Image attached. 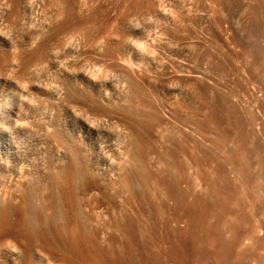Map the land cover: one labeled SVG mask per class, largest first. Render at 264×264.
<instances>
[{
  "label": "rangeland",
  "instance_id": "obj_1",
  "mask_svg": "<svg viewBox=\"0 0 264 264\" xmlns=\"http://www.w3.org/2000/svg\"><path fill=\"white\" fill-rule=\"evenodd\" d=\"M31 1L32 10L16 17L15 0H0V125L6 127L2 132L0 126V145L13 141L26 149L21 164L31 161L20 164L26 169L18 170L39 177L58 166L70 169L74 150L86 158L116 130L126 132L128 141L132 127L158 148L162 145L160 150L172 147L165 136L183 140L201 161L199 173L196 168L188 170L189 180L203 190L204 199L215 192L212 198H202L209 203L211 198L213 206L189 195L187 203L200 205L197 210L190 211L194 206L187 203L188 209L187 205L176 207L174 198L161 193L168 190L160 180L162 172L155 173L159 182L155 175L148 178L158 185L145 184V175L137 174L142 182L138 181L140 203L135 201L136 206L124 189L118 194L124 193L132 206L123 196L116 197V203L122 198L129 204H120L126 210L136 207L144 232L154 222L157 234L170 230L173 234L178 226L192 225L185 228L188 234L183 231L186 238L181 235L184 228L175 229L185 238L182 242H188L182 244L184 249L179 235L175 240L177 236L171 234V244L158 242L160 248H172L175 259L170 257L169 264L185 256L187 264H264V0ZM212 112L216 118L210 120ZM20 122L25 126L20 127ZM151 148L148 157L153 160L158 154ZM176 174L177 179L180 173ZM47 175L40 179L50 181ZM179 177V189H185L186 182ZM43 180L41 187L47 189L50 182ZM2 187L10 188L7 183ZM93 193L98 202L102 198L98 208L112 209V199L106 197L107 203L103 202L94 189L89 197L95 203ZM6 196L1 201L17 206ZM163 198L167 203L176 201L169 203L171 213L182 208L191 217L185 213L182 216L187 218H181L177 226L180 219L158 203ZM206 210L211 216L206 217ZM193 226L194 233L188 230ZM153 231L141 234L149 244L163 236ZM174 243L182 249L180 253L174 252ZM8 246L6 252L12 249ZM21 255L16 264H25Z\"/></svg>",
  "mask_w": 264,
  "mask_h": 264
},
{
  "label": "bare ground",
  "instance_id": "obj_2",
  "mask_svg": "<svg viewBox=\"0 0 264 264\" xmlns=\"http://www.w3.org/2000/svg\"><path fill=\"white\" fill-rule=\"evenodd\" d=\"M32 3L33 2L31 0H15L16 10L14 9L15 10L14 13L16 17H19L21 13H22L21 15H23L24 13L26 14V12H28L30 9L32 10L33 8ZM90 84H91L90 85L91 88L93 87L92 89H95V84L91 82ZM90 96H93V95H90ZM1 115L2 113L0 110V118L2 119ZM209 117H211L210 120L216 118V116L214 117L213 112ZM8 123H10V121ZM5 126H8V125L5 124ZM21 126H25V123L20 122V127ZM2 128L5 129L6 127L1 126V131H2ZM135 129L136 128L132 127L131 129L132 135L131 137H129L130 139H128V141L127 139H125V137H127L125 135L126 132H121L119 130L118 131L116 130V132L113 133V136L111 138H106V139L101 140L99 147H97L96 150L91 151L86 158L81 157L79 153L76 150H74V154L72 158H70L71 159L70 164H69L71 167L70 169H68L69 167L67 168V165L58 166L57 169L56 168L54 169L55 171L52 170L54 172L50 170V172L52 173L48 175L45 170L44 171L46 174H44V171L40 170L42 172L41 174H39L40 172H38L39 175L41 176L45 175L44 177H46L47 175V177H50L48 178L50 179V181L48 180L50 182V185H48L49 187H46L47 189H44L43 186L41 187V184H42L41 181L44 178L41 176L37 177V173L36 174L33 173L34 170L32 168L26 166L27 168H30L29 172L33 170L32 173L33 175H36V177L27 172L23 174L24 169L22 172L18 170L19 169L18 167H21V165L24 163H25L24 164L25 166L27 161L29 162L30 160V158L29 160L26 159L27 161L26 162L23 161L24 163L21 164L23 160V154L27 153L25 151L26 149H24V147L20 143H15L13 141H3V143L0 145V149L5 150V151L0 150V248H1L0 264H16L17 263L16 260H18V257L20 256V254H23L24 257L22 255L21 256L25 260V264H169L170 259L175 254L173 255L172 248L169 249L167 246H165L167 248H160L159 243L161 240L164 241L163 243L164 245H165V242L170 243L171 238H174L175 236H177L175 237V240L179 239L178 243L182 242L183 239L185 240L186 238L185 235H182L183 231H185L184 233H187L185 229L186 226L187 225L192 226V225L187 224L185 225V228H184V224L183 226L182 225L178 226L180 225L179 222L183 221L184 218L185 219L187 218L186 217L187 215L183 217L185 213L188 214V212L192 211L191 210L192 208L196 207L198 209L200 207V205L198 207V204L196 205L193 201L196 202L197 199L198 201L204 199L202 197L203 193L201 194L203 190L201 191V189L197 188L199 186L195 184L196 182H191L192 180L191 181L189 180L188 170H190L191 168H196L197 173H199L200 172L199 170L201 169H198V168L201 167V166L199 167V165L201 164V161L195 155V153L193 154V152H189V149L186 146L185 141L183 140H175L170 137L167 138L164 135L165 134L164 133L163 134L165 136L164 138H166L164 141L170 142L172 144V147L166 145L168 147L165 146L164 150H160L159 148L162 145H159V148H158L157 145H154L153 141H150L149 139L146 138L147 136L143 137ZM151 144L153 146L152 148L150 146ZM40 147L42 148V146ZM40 147L39 149H41ZM150 148L152 152H156L158 154V157H156V159L157 161L160 160L158 162V164L160 163V165H157L154 162L156 161V159H153L154 160L153 161L150 157H148L150 153L148 151ZM56 157H58L57 154H56ZM60 157L58 158L59 162H61L60 160H62ZM24 158H28V157H24ZM58 159L56 162H58ZM63 162L64 161L62 160V163ZM54 165H56L55 167H57L58 164L56 163ZM34 167L35 166L33 164V168ZM21 168H25V167H21ZM36 169L37 168L35 167V170ZM19 172H21L22 174H20ZM156 172L158 174L162 172L163 177H164L163 173L168 174V176L165 174L166 177L164 178H162V176L161 177L159 176L160 180H162V183H164L165 186H167L168 188L166 192L165 191L164 192L160 191V192L163 194L165 193L164 196L165 195L168 196L167 198L169 197L174 198L178 202V205L174 204L176 207H179V206L182 207L187 204L188 205L191 204L194 206V207H191L189 209L190 211L188 212L183 211L182 210L183 207H182L181 209L179 208L178 211L171 213L170 205L172 204L171 202L173 201L171 202L168 201L169 203H171L170 205L169 203L166 202L167 198L166 199L163 198V200L165 199L163 202H158V203H161V207L164 208V210L165 209L170 210L169 211L170 215H173L176 219H180V221L178 220V224H176L178 227L176 225L175 226L179 230H181V228H184V230H182L181 235L185 237L183 239L181 238V236L179 235L181 231L175 232V229L177 228H174L173 230L174 231L173 234L175 235L171 233L172 236L174 237H172L171 234L169 233L170 231L172 232V230H170L169 232L163 231L165 232L164 234L159 233L163 235L161 237L159 234H157V231H156L158 230L159 232V229H156V228H159L158 224L156 223V228H155L154 227L155 222L153 221L154 222L153 226L151 224L150 227L152 226L153 228H155V230L153 231V228H151V230L153 231V233L156 231L155 233L157 234V236H160L162 238V239L160 238L159 241H158L159 237H155L152 239V240H155L154 241L155 243L159 242L158 243L159 245L156 244L160 248L158 251H154L158 249V248L155 249L157 247L156 245H154L155 243L154 244L152 243L155 246L154 248V246L151 243L149 244L148 239H144L143 236L141 235L145 231L143 230L145 229V227L142 228L144 224L141 222L142 220L140 221V217H138V214H137L138 211L135 207L136 206L135 201L136 202L138 200L140 201V197H139L140 186L139 185L142 182L141 181L142 179L140 178L139 180L136 179L137 174L141 173L140 176L142 174L145 175L144 179L146 180V182L144 183L150 185V183H152L153 181H152V178L150 180H148V178L154 177ZM173 173L174 174L180 173L183 181L186 182V185H184L185 189H183L184 187H180L182 188V190L179 189V186L182 185L179 183V180H178V177L180 175L176 174L178 175L176 179L175 175H174L175 178L173 177ZM17 176H19L18 179H20V181H25L26 184L25 182L18 183L19 180L16 178ZM40 177L43 179L41 180ZM46 179L47 178H45V180ZM153 179L154 181L157 179V181L159 182L158 177L156 179L155 178ZM45 180H43V182ZM48 181L46 180V182ZM138 181H140V183ZM85 182H87L88 185ZM6 183H7V187L8 186L10 187L8 189L5 188V190L6 189L9 190L7 192L4 190V187H2L6 185ZM48 183H45L46 186ZM155 183L156 181L152 184H155ZM178 183L180 185H178ZM93 188L95 190L97 189V191H99V193L102 194V196L104 197L103 202L107 203L105 201L106 197H109L110 198L109 200L112 199V202L114 203L112 205L111 210H107L106 208H103L102 207L103 205L101 207L99 206L100 208H98L97 203L102 202L101 200L102 198L98 202L99 198L97 199V196H95L96 194L94 195V193L93 195L96 198L93 197V199H97L96 203L91 201L92 197L90 199L89 195L91 193L89 194V192H91L92 190L94 191ZM163 188L165 189L166 187H164L163 185ZM123 189L125 190L123 192L128 191L129 200L131 201V203L132 204L133 202L135 203V206H134L135 208L134 207H133L134 209L131 208L132 211L130 210L129 206H127L129 207L128 210H126L127 208L126 209L123 208V207H126L125 205H129V204H125V202L130 203V201L127 200L128 197L126 199V196H123L124 193L123 195L120 194L121 196L118 194L119 191ZM45 190L46 191L48 190L46 195H45V192H46ZM199 190L200 192H198ZM212 190L214 189H211L210 191ZM19 191H21L20 193L21 195L18 193ZM7 194H8V197L6 196V198L7 199L9 198L12 201L15 200L16 201L15 205L17 206H12L14 203L11 205L10 203H4V200L1 201V196L7 195ZM101 194H99V196ZM210 194L211 192L208 194V196L204 194V196H206L205 198L207 199ZM17 195L20 196L19 204L17 203L18 200H16L18 199ZM189 195H195L196 200L195 198L193 199V201L192 199H190V201H192L195 205L193 203H187L189 202L187 201V199H189L188 197ZM211 195L210 197L212 198L213 196ZM151 196L154 197L155 199L156 195L155 196L151 195ZM116 197H122L123 199L125 198V202L123 201L122 198H119V202H118L119 205L120 204L124 205L123 207L121 205H120L121 207L118 206V203H116V199L118 198ZM159 198L160 199H158V201L159 200L162 201V197H159ZM171 198L170 200H172ZM211 198L208 200L210 201V203H212ZM204 200L202 202L200 201L199 202L203 204ZM120 201H123L124 204L120 203ZM139 201L137 202V204L140 203ZM176 201H174L173 203H176ZM205 202H204L205 205L209 204L210 207L213 206L212 205L213 203L210 205L209 202L207 203ZM93 203H95L97 206L94 207L95 204L93 205ZM150 205L152 207V203H150ZM188 205L185 206L187 207V209L190 207ZM263 205L264 203L261 206ZM153 207L155 206L153 205ZM201 207H203V205ZM210 207L208 208L210 209ZM48 209H50L51 211ZM159 209H160V205H159ZM159 209L156 208V210H159ZM201 209L204 210V208H201ZM201 209L200 211H202ZM212 209L214 208H211L210 211ZM160 210H163V209H160ZM172 210L174 211V209ZM207 210H206L207 213L203 211L204 213H206L205 214L206 217H208L207 214L211 216V214ZM162 215H163V212H162ZM170 215L169 217H171ZM188 215L190 216L191 213H189ZM173 216L171 217L172 218L171 221L176 222L177 220H173L174 219ZM189 216L188 218L191 217ZM181 218H183V220ZM164 220L167 222L166 218ZM165 221H163L164 224L166 223ZM167 223L170 225V222H167ZM164 224L163 226L164 227L167 226L166 229L169 230L168 225H164ZM107 225H110V226L107 227ZM173 226L171 227L173 228ZM150 227L147 226V229H149ZM194 227L195 226H193V228H189L188 230H191L194 233ZM107 228L108 229L110 228V231H108ZM151 230L148 232H152ZM162 230H164V228H162ZM152 235H149L148 238L150 239L154 237V235L153 236ZM140 236H142L144 241L145 240L147 241L140 242ZM193 237H196V236H193ZM175 240L173 241L175 242ZM261 240H264V239L261 238ZM175 243H174L175 246L173 247L175 248L179 247V245L177 246V244ZM183 243L186 244L188 242H182L180 244L182 245ZM8 244L10 245L12 249L6 252L7 251L6 246H8ZM2 246L6 248L5 251H3L4 248L2 249ZM181 247L183 248V245ZM175 248H173V250H175L174 252H178L176 250H179V249L182 250L181 248L179 249L177 248L175 249ZM180 250H179V253H180ZM176 256L178 255L176 254ZM172 259H175V258H172ZM185 259L187 260L186 256L185 258H182V257L180 259L177 258V261L175 260L176 262L175 264H187V261ZM197 262H200V261H197ZM22 263L24 264V261Z\"/></svg>",
  "mask_w": 264,
  "mask_h": 264
}]
</instances>
